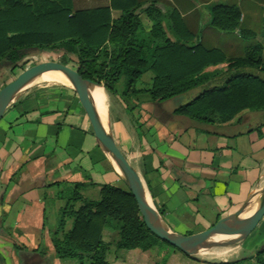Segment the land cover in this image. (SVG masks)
<instances>
[{
	"label": "crops",
	"instance_id": "crops-1",
	"mask_svg": "<svg viewBox=\"0 0 264 264\" xmlns=\"http://www.w3.org/2000/svg\"><path fill=\"white\" fill-rule=\"evenodd\" d=\"M76 1L85 8L109 4V0ZM138 1L153 2L166 19L176 13L192 36V46L224 55L223 64L204 71L210 85L225 78L227 64L247 63V48L258 46L256 56L264 61V0ZM214 6L236 7L240 12L238 29L230 33L216 30L211 24ZM118 15L111 12L113 19ZM141 19L148 30L151 23L144 16ZM162 26L166 38L173 41L167 22ZM241 32L251 34L243 36ZM241 72L259 75L250 68ZM201 91L198 88L162 103L140 102V115L133 114L131 138L125 143L126 158L139 175L150 205L168 229L179 235L203 230L193 233L192 224L201 226L211 218V227L243 206L253 207L264 186V114L243 112L223 125H201L174 114ZM46 96L37 101L34 113L21 112L26 101L15 105L12 122L1 127L2 264H64L54 258L50 237L56 221L47 220L48 209L53 216L54 209L63 208L64 198L69 197L66 186L71 185L72 192L75 184H84L85 173L96 182H100L99 176L119 179L86 132L82 113L72 105L73 97ZM71 105L76 111L72 107L67 110ZM146 256L131 252L125 264Z\"/></svg>",
	"mask_w": 264,
	"mask_h": 264
},
{
	"label": "trees",
	"instance_id": "trees-1",
	"mask_svg": "<svg viewBox=\"0 0 264 264\" xmlns=\"http://www.w3.org/2000/svg\"><path fill=\"white\" fill-rule=\"evenodd\" d=\"M112 11L119 13L117 18H112ZM212 14L211 24L219 32L238 29L240 12L236 7L214 6ZM142 16L151 23L146 31ZM165 21L173 41L166 38ZM244 34L251 33L241 32ZM191 41L179 16L171 13L166 19L153 2L109 0L107 6L75 8L74 0H0V66L5 65L3 59L13 65L20 63L27 50L61 52L76 58L77 73L106 93L113 92L121 79L130 88L146 72L153 75L151 88L132 90L134 97L144 95L145 102L162 103L202 88L174 111L197 124H227L243 112L264 114V61L256 56L259 47L247 48V63H229L225 78L210 85L204 71L223 64L226 58L218 50L192 46ZM246 68L257 70L259 75L241 72ZM83 186L74 185L51 233L55 259L83 264L82 254L87 253L88 264H125L129 255L109 263L110 244L98 239V226L107 217L120 223L119 239L114 244L117 250L131 255L134 250L147 254L159 245L170 247L146 229L128 191L104 185L100 200L92 202L82 198ZM70 219L72 225L65 232ZM263 255L264 251L255 254L256 264H264Z\"/></svg>",
	"mask_w": 264,
	"mask_h": 264
},
{
	"label": "rangeland",
	"instance_id": "rangeland-1",
	"mask_svg": "<svg viewBox=\"0 0 264 264\" xmlns=\"http://www.w3.org/2000/svg\"><path fill=\"white\" fill-rule=\"evenodd\" d=\"M75 8H85L86 6H82L74 1ZM91 8V7H87ZM142 27L145 30V26L142 23ZM146 31V30H145ZM24 58L20 62V66L17 70L12 72L7 65L0 66V89L6 84L13 81L17 76H20L22 72L28 70L30 67L34 65L47 64V63H56L61 64L63 66L68 67L74 71H77V60L73 56L65 55L64 53H51V52H38V53H24ZM228 65V64H227ZM152 77L151 73H146L143 77L137 80L130 88L127 89L126 82L124 79H121L117 84L113 87V92L105 93L104 102L106 104V115H105V129L108 133L110 139L114 143L118 152L122 155L125 161L129 164L128 159L126 158L125 151V143L131 138V128L134 125V117L135 115H140V112L137 111L139 109L138 105L140 102H145L146 97L144 95H139L134 97L132 94V90H146L151 88L152 85ZM56 94L61 98L73 97L72 105L79 108V112L82 113V118L84 121V128L88 134H91L93 137L92 129L90 126L89 119L85 110L82 107L80 97L77 93L72 91L71 89L63 86L60 81L50 80L46 83L32 82L26 84L25 87L18 92L15 99L8 104L5 115L0 121V134L1 127H3L4 123L9 125L12 122V119L15 117L14 112H12V108L19 104L25 102L24 106L21 109V112L24 110L25 113H34L36 108L38 107L37 101L41 98L47 99L46 95ZM61 93V94H59ZM67 95V96H66ZM65 101V99H64ZM69 106L67 110H70L72 107ZM61 107V105L59 106ZM75 109V110H74ZM72 111H76V108L72 107ZM18 113V112H17ZM16 113V114H17ZM248 114V113H247ZM264 121V118H262ZM10 129H8V132ZM133 132V131H132ZM99 153V152H98ZM99 155H101L99 153ZM100 182H96L92 180V177L89 173H85L84 185L85 188L82 189V198L92 201L98 202L101 197V187L111 186L121 190L128 191L125 185L120 181V179L116 181H112L110 176H99ZM98 181V180H97ZM112 181L111 183H108ZM113 184V185H112ZM68 191L67 196L71 195V185L66 186ZM81 192V189H80ZM67 197L64 198V203ZM50 205V203H48ZM60 209H54L53 216L50 213L49 209L47 212V220L56 221L52 226V231L56 228V223L59 219ZM140 215V214H139ZM141 218V217H140ZM213 222V219H206L204 225L196 226L194 224L191 225V229L194 232L199 230H206L204 226H208ZM210 223V224H209ZM209 224V225H208ZM72 225V220H67L64 231L67 232L70 230ZM119 226L120 223L114 217H107L105 220L98 226V239L106 244H110L107 260L109 263H113L114 259L117 257L127 258L128 255L126 251L117 250L114 244L119 239ZM212 226V225H211ZM199 231V232H202ZM198 232V233H199ZM177 233V232H176ZM189 234V233H188ZM188 234H185L186 236ZM184 236V235H183ZM234 238V237H232ZM264 247V219L263 222L259 223L256 229L243 241L237 243L233 246L225 247V248H210L200 251L198 254L193 257H187L180 251L176 249H172L165 245H159L158 249L147 253L146 257H134L130 261L129 264H219V263H230L241 261L238 264H256L255 254L258 251H261ZM137 254H144L139 250H134ZM133 251V252H134ZM90 255L87 253L82 254V263H89ZM261 261L264 262V255L261 257ZM64 264H79L77 260H66L62 261Z\"/></svg>",
	"mask_w": 264,
	"mask_h": 264
},
{
	"label": "water",
	"instance_id": "water-1",
	"mask_svg": "<svg viewBox=\"0 0 264 264\" xmlns=\"http://www.w3.org/2000/svg\"><path fill=\"white\" fill-rule=\"evenodd\" d=\"M25 53L38 52L27 50ZM2 63L9 69L20 66V63L9 64L5 59L2 60ZM45 73H57L75 85L78 91L74 92L79 95L82 107L87 114L96 146L133 197L146 229L160 241L191 258L205 249L225 248L243 242L259 225L264 217V186L260 198L253 207L243 206L236 213L218 219L211 227L202 232L183 236L170 231L153 206L148 203V195L139 175L118 152L100 120L92 93L102 87L88 79H83L77 71L66 66L56 63L34 65L3 86L0 89V121L8 104L15 99L18 92L26 84L39 79ZM219 232L234 235V238L216 241L215 238ZM261 251H264V247ZM0 264L2 263L0 262Z\"/></svg>",
	"mask_w": 264,
	"mask_h": 264
},
{
	"label": "bare ground",
	"instance_id": "bare-ground-1",
	"mask_svg": "<svg viewBox=\"0 0 264 264\" xmlns=\"http://www.w3.org/2000/svg\"><path fill=\"white\" fill-rule=\"evenodd\" d=\"M50 80L60 81V83L63 86H65V87H67L69 89H72L74 91H78L77 88L75 87V85L71 81L61 77L57 73H45L39 79L35 80L34 82L46 83V82H48ZM104 97H105V93L103 92L102 88L96 89L92 93V98L94 100L96 111H97V113H98V115L100 117V120H101L103 126L105 127V119L104 118H105V115H106V104L104 102ZM148 203H149V201H148ZM232 237H234V235H230V234H227L225 232H219L217 234L215 240L216 241H226L228 239H231Z\"/></svg>",
	"mask_w": 264,
	"mask_h": 264
}]
</instances>
